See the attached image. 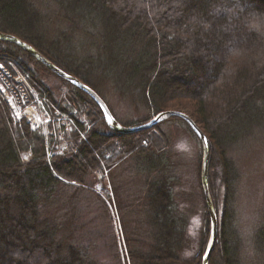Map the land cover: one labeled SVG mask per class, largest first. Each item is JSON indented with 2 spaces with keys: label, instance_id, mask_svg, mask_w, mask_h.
Wrapping results in <instances>:
<instances>
[{
  "label": "trees",
  "instance_id": "trees-1",
  "mask_svg": "<svg viewBox=\"0 0 264 264\" xmlns=\"http://www.w3.org/2000/svg\"><path fill=\"white\" fill-rule=\"evenodd\" d=\"M49 5L61 11L49 16L39 8ZM53 16L65 27L66 38L73 35L80 46L90 48L88 58L76 60L67 45L52 39L48 22ZM0 32L30 44L100 97L102 82L125 88L121 93L150 114L118 122L124 127L176 110L171 107L187 110L210 144L208 185L218 233L208 264H243L233 208L236 171L226 153L250 131L264 128V0H0ZM0 64L20 71L49 110L71 116L74 124L68 146L57 152L23 118L14 121L0 94V264H95L77 242L59 235L56 217L44 214L56 204L66 208L68 199L79 201L80 189L89 190V185L104 180V165L110 169L123 158L143 156L153 175L156 169L165 170L162 159L168 141L155 129L160 122L148 129L113 132L86 93L62 78L67 89L48 88L32 65L54 73L13 42L0 40ZM168 119L186 124L178 117L164 120ZM48 150H54L50 156ZM24 154H29L27 160ZM155 178L149 183L153 232L136 236L149 234L151 242L126 238L127 262L184 264L187 218L169 192L172 181ZM66 184L77 186L71 198L62 195ZM203 218L200 249L188 264H201L206 248V206ZM253 243L256 264H264V211ZM116 258L120 259L118 254Z\"/></svg>",
  "mask_w": 264,
  "mask_h": 264
},
{
  "label": "rangeland",
  "instance_id": "rangeland-1",
  "mask_svg": "<svg viewBox=\"0 0 264 264\" xmlns=\"http://www.w3.org/2000/svg\"><path fill=\"white\" fill-rule=\"evenodd\" d=\"M39 8L49 16L53 15L54 11L55 13L61 11L60 8L52 5ZM61 23L55 21L54 16L48 22V28L54 32L52 39L60 40V43L67 45L76 60L88 58L92 54L90 48L87 45L80 46L79 43L82 42L73 35L71 38H66L64 35L66 29ZM87 65L83 64V67ZM32 67L34 74L48 88L60 86L63 91L67 89V85L57 75L36 64ZM1 82L4 88L0 85V94L7 102L14 121H18L21 117L31 130L40 131L45 136L50 149L56 147L60 152L68 146V136L72 130L63 127L61 133L63 137H60L55 123L58 118L68 120L72 118L71 116L59 114L57 110H49L47 101L35 92L28 78L15 68L7 70L0 68ZM122 88L111 81L102 82L98 88L102 99L118 122L134 121L150 114L144 106L122 94L121 92L125 91V88ZM177 108L171 107L179 110ZM180 110L188 114L187 110ZM81 119L83 118H79ZM101 129L107 130L103 125ZM155 129L164 134L168 141L162 159L165 162V170L156 169L153 175L150 169L146 168L143 156H139L138 159L123 158L110 169L104 165V174L107 172L106 176H102L104 180L89 185V190H83L85 187L80 189L79 201L68 199L66 208L56 204L44 214L56 217L59 235L68 236L77 242L85 249L87 258L95 261V264H129L126 259L128 250L126 238L151 242L149 234L136 236L144 232H153L149 226V220L153 215L150 203L152 190L149 183L153 176L156 177V181L163 176L170 184L172 181L169 192L180 213L187 218L186 245L181 254L184 264H188L195 252L200 249L205 211L200 183L201 143L180 120H162ZM53 151L48 150V156ZM226 154L233 161L236 171L233 208L235 225L242 236L243 264H256L253 232L259 225L264 211V128L250 131L235 146L229 148ZM25 156L29 158V154H24L23 157ZM220 175L221 170L218 165L215 174L218 212L221 211L223 198ZM66 185L67 187H63L62 195L64 198H71L70 195L77 186ZM71 219L75 222L73 227ZM67 228L69 230L66 232ZM210 230L209 222V236L205 247L209 242ZM117 254L120 259L116 258Z\"/></svg>",
  "mask_w": 264,
  "mask_h": 264
},
{
  "label": "water",
  "instance_id": "water-1",
  "mask_svg": "<svg viewBox=\"0 0 264 264\" xmlns=\"http://www.w3.org/2000/svg\"><path fill=\"white\" fill-rule=\"evenodd\" d=\"M0 40L13 42L15 45L23 49L33 58H35L39 63H41L48 70L59 76L60 78L68 81L73 86L77 87L79 90L86 93L100 108L102 113H107L108 116H111L113 119L112 124L107 123V119L103 116L105 123L110 127L113 132L117 133H128L133 131H138L142 129H148L161 122L165 118L174 116L182 119L186 124L190 127L194 135L198 138L201 143L202 154H201V164H200V183L203 193V198L205 202V206L209 216L210 222V238L207 244V247L201 257V264H208L210 255L214 249V245L217 239L218 233V218L217 213L214 208V204L210 195L209 185H208V176H209V158H210V144L209 139L205 132L199 127V125L194 121V119L188 115L187 113L180 110H167L160 112L153 116L147 122L133 127H124L118 123V121L114 118L108 106L104 102V100L88 85L80 81L77 77L63 71L59 67H57L54 63L44 57L41 53H39L34 47L30 44L20 40L16 36L8 33L0 32Z\"/></svg>",
  "mask_w": 264,
  "mask_h": 264
},
{
  "label": "built area",
  "instance_id": "built-area-1",
  "mask_svg": "<svg viewBox=\"0 0 264 264\" xmlns=\"http://www.w3.org/2000/svg\"><path fill=\"white\" fill-rule=\"evenodd\" d=\"M3 66V65H2ZM3 69L5 68L6 70H7V68L6 67H2ZM1 68V69H2ZM0 85L4 88V85L2 84V82L0 83ZM6 91V90H5ZM20 118V117H19ZM58 118V117H57ZM73 126V121H72V119L71 118H68V120H65V119H62V118H58V119H56V123H55V127H56V129H57V131H58V133H59V136L60 137H63L62 136V131H61V129H62V127H64V128H66V129H68L69 131H71L72 130V127ZM34 129V128H33ZM64 144H65V142H63Z\"/></svg>",
  "mask_w": 264,
  "mask_h": 264
},
{
  "label": "snow or ice",
  "instance_id": "snow-or-ice-1",
  "mask_svg": "<svg viewBox=\"0 0 264 264\" xmlns=\"http://www.w3.org/2000/svg\"><path fill=\"white\" fill-rule=\"evenodd\" d=\"M2 67H3V66L0 65V68H2ZM102 116H105V117H106V119H107V123H108V124H112V123H113V119H112V117H111V116H108L107 113H102ZM24 159L27 160L28 157L25 156ZM73 183H74V181H73Z\"/></svg>",
  "mask_w": 264,
  "mask_h": 264
}]
</instances>
